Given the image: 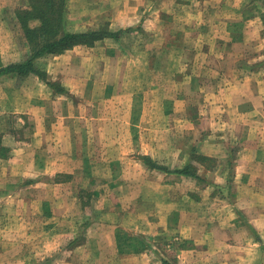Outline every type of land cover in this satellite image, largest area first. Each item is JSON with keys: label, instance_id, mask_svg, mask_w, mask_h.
I'll use <instances>...</instances> for the list:
<instances>
[{"label": "crops", "instance_id": "0c3cea01", "mask_svg": "<svg viewBox=\"0 0 264 264\" xmlns=\"http://www.w3.org/2000/svg\"><path fill=\"white\" fill-rule=\"evenodd\" d=\"M55 1L119 34L0 0V264H264V0Z\"/></svg>", "mask_w": 264, "mask_h": 264}, {"label": "trees", "instance_id": "16d2710c", "mask_svg": "<svg viewBox=\"0 0 264 264\" xmlns=\"http://www.w3.org/2000/svg\"><path fill=\"white\" fill-rule=\"evenodd\" d=\"M32 11L22 13L21 21H36L39 23L35 28H24L26 38L31 45L32 54L34 57L44 54H60L69 50L75 45H92L95 41L109 36L112 38L118 37L119 33H110L105 31H96L83 34H70L62 31L60 27L61 13L60 9L64 6L62 2L58 3L55 0H37ZM56 6V7H55ZM55 7V8H54ZM57 9V10H56ZM55 10V11H54ZM36 37L40 38L39 40ZM32 72L39 75L32 67L31 60L20 65L11 66L4 72ZM186 174L185 172H179Z\"/></svg>", "mask_w": 264, "mask_h": 264}, {"label": "rangeland", "instance_id": "374dc122", "mask_svg": "<svg viewBox=\"0 0 264 264\" xmlns=\"http://www.w3.org/2000/svg\"><path fill=\"white\" fill-rule=\"evenodd\" d=\"M187 95H189L190 93L186 92ZM194 100H197L198 99V93H194ZM204 110V112H206L207 110L206 109H202Z\"/></svg>", "mask_w": 264, "mask_h": 264}]
</instances>
